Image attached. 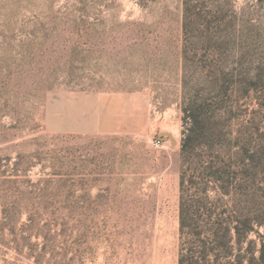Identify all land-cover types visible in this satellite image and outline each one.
<instances>
[{
	"label": "rangeland",
	"instance_id": "374dc122",
	"mask_svg": "<svg viewBox=\"0 0 264 264\" xmlns=\"http://www.w3.org/2000/svg\"><path fill=\"white\" fill-rule=\"evenodd\" d=\"M201 3L225 13L221 54L185 37L181 0H0V264H178L183 108L214 97L204 54L228 93L204 126L218 137L194 143L231 149L229 207L236 152L255 151L264 223V0Z\"/></svg>",
	"mask_w": 264,
	"mask_h": 264
},
{
	"label": "trees",
	"instance_id": "16d2710c",
	"mask_svg": "<svg viewBox=\"0 0 264 264\" xmlns=\"http://www.w3.org/2000/svg\"><path fill=\"white\" fill-rule=\"evenodd\" d=\"M222 1L229 4L233 0ZM181 2L185 37L198 32L205 52L214 50L221 54L230 37L222 7L206 9L201 0ZM190 51L185 45V61L192 60ZM208 59L205 54L200 58V68L201 75L211 79L212 101L209 104L202 102L198 114L187 106L183 108L185 128L181 144L183 169L180 177L178 264H264V234L258 230L259 227L264 228V223L256 208L252 164L255 151L244 146L236 152L239 169L234 171L237 181L235 204L229 207L223 205V196H231L233 191L226 161L233 156L231 149L208 147L204 142L194 143L218 137L216 133L206 132L204 126L209 119L207 114L215 117L225 108L223 100L228 93L219 63ZM211 189L216 191L214 196L209 194Z\"/></svg>",
	"mask_w": 264,
	"mask_h": 264
},
{
	"label": "water",
	"instance_id": "95a60500",
	"mask_svg": "<svg viewBox=\"0 0 264 264\" xmlns=\"http://www.w3.org/2000/svg\"><path fill=\"white\" fill-rule=\"evenodd\" d=\"M160 139L163 141L170 140L173 145L177 143L176 139L170 133L167 132L161 133Z\"/></svg>",
	"mask_w": 264,
	"mask_h": 264
}]
</instances>
